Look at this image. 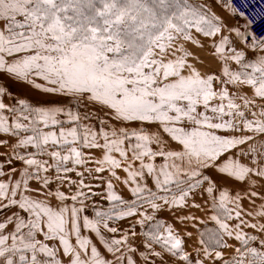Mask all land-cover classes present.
<instances>
[{"label": "snow or ice", "instance_id": "1", "mask_svg": "<svg viewBox=\"0 0 264 264\" xmlns=\"http://www.w3.org/2000/svg\"><path fill=\"white\" fill-rule=\"evenodd\" d=\"M0 264H264V0H0Z\"/></svg>", "mask_w": 264, "mask_h": 264}]
</instances>
